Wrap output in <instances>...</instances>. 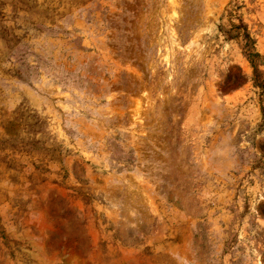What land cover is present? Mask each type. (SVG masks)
<instances>
[{
  "label": "rangeland",
  "instance_id": "1",
  "mask_svg": "<svg viewBox=\"0 0 264 264\" xmlns=\"http://www.w3.org/2000/svg\"><path fill=\"white\" fill-rule=\"evenodd\" d=\"M264 0H0V264H264Z\"/></svg>",
  "mask_w": 264,
  "mask_h": 264
},
{
  "label": "trees",
  "instance_id": "2",
  "mask_svg": "<svg viewBox=\"0 0 264 264\" xmlns=\"http://www.w3.org/2000/svg\"><path fill=\"white\" fill-rule=\"evenodd\" d=\"M222 34L227 39H231L234 37H241L243 41V53L246 56L247 59L253 64L254 67V86L257 87H264L263 80L260 76L259 71L255 67V58L259 56V53L255 51L254 49V41L250 34L248 33L246 27L244 24H232L231 28L228 30L220 29ZM262 115H263V121L262 124L264 125V107H261Z\"/></svg>",
  "mask_w": 264,
  "mask_h": 264
}]
</instances>
